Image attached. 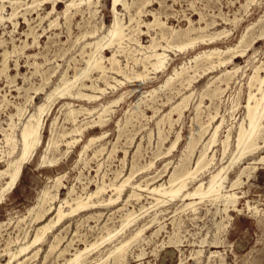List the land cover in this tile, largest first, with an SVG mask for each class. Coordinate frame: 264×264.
Masks as SVG:
<instances>
[{
  "label": "rangeland",
  "instance_id": "1",
  "mask_svg": "<svg viewBox=\"0 0 264 264\" xmlns=\"http://www.w3.org/2000/svg\"><path fill=\"white\" fill-rule=\"evenodd\" d=\"M22 1L21 4H13L17 6L16 16L10 20L5 18L2 23L0 22V43L2 42L0 44V62H2L0 63V169L6 166L7 159L18 152V132L25 116L33 111L36 103L43 101L46 92L60 84L61 75L66 69L67 75L71 76L75 65L83 66V58L86 56L80 54L82 45L85 41L105 34L113 19L111 0H92L90 4L81 3L78 7L71 9L67 18L61 12L65 0L56 2V8L52 10L55 11L50 12L51 15L50 13L45 15L46 11L51 8L50 2L28 6L30 0ZM1 3L0 1V5ZM3 3L5 7L2 14L9 16L12 11L11 4L8 0ZM132 6L130 12L135 15V19L128 23L124 31L126 34H131L133 38L139 39L142 44H148L150 34L160 37L159 27L152 30L144 24L153 18L152 15L156 11L155 14L159 20L164 22L166 28L173 27L179 30L189 24L196 27L207 26L201 32L205 40L197 41L193 47L187 46L179 50L174 46L175 43L183 42L187 37H175L172 40L173 46L167 48L166 51L168 54L167 72L149 73L147 78L133 77L130 79L110 72L109 74L121 79L122 83H117L110 76L107 77L109 84H105L102 78H97V83L104 87V90L95 92L98 95L96 99L89 101L82 97L68 95L57 97L42 113L40 141L23 163L13 186L5 193L0 203V261L7 260L8 255L5 254L4 248L10 241L17 239V242L23 241L26 232H28L27 238H30L36 226L40 224L32 220L28 208L37 203L43 189L49 187L47 190L50 194H56L54 200L51 199L48 204L47 202L43 204L45 207L49 203L51 205L50 212L45 215V221H47L52 217L55 219L53 215L55 213L52 210L60 203L61 198L66 196L71 186L75 190L73 195L78 193L84 195V192L93 190L96 183H104L106 192L103 196L107 197L110 193L109 183L115 179L116 174L120 171L119 178H121L131 169L135 171L136 168L131 179L133 183L140 182L144 186L146 181L152 182L151 185L167 181L173 170L180 172L194 165L202 144L221 119L223 121L217 132L216 141L208 150L209 154L214 153L213 163L209 168L199 171L195 178H188L187 188L192 189L199 180L206 182L210 171L218 166L227 165L231 161L235 135L240 121L246 114L249 76L253 72V67L264 61V0H151L145 5L146 7L141 9L140 16L135 14L136 5ZM122 7L117 6L119 16L123 21H128L129 13ZM42 16L43 19H41ZM52 19L55 21L49 23ZM92 29L97 30L93 35H86L85 38L82 36V33ZM215 32H221L218 38L216 36L215 39L207 40L208 35ZM192 34L194 36V32ZM242 35H245V42L234 49L237 53L234 54L231 62L219 64L214 55L212 59L216 60L215 66L206 69L209 63L205 57L200 56L195 70L189 68L180 80L173 76V81L171 80L168 88L163 85V81L173 67L179 69L181 65H194L193 57L199 51L214 47L226 49L235 46ZM76 37H78V42H75ZM125 40L127 42H124ZM124 41L120 51H117V58L122 69L132 73L141 69V64L134 59L142 56L144 49L131 39L125 38ZM162 43L165 42L162 40ZM245 45L248 46L245 47ZM242 48H245V54L239 55V50ZM85 49L89 50V48ZM234 50L222 53L221 57L230 55L235 52ZM103 53L108 55L111 52L106 49ZM4 60L8 67L5 68L6 70H1ZM104 63L109 65L106 61ZM233 67L237 70L233 71ZM227 69L232 71L226 76L224 71ZM51 72H53L52 75ZM259 73L264 74L262 69ZM97 75V72L91 73V79L87 78L85 82L96 81ZM188 75L194 76L190 84H187L185 80L186 76L189 77ZM110 84L112 85L108 86ZM157 86H160L158 91L149 92ZM37 87H42V89L36 93L35 88ZM251 89L256 91L255 85ZM83 90L91 92L90 89L83 88ZM28 95L31 96L29 101L27 100ZM184 95L189 96L185 99V108L179 114L178 109L173 110L172 107ZM117 98L119 101L117 100L116 103H108V109L103 114L101 122L98 121L97 112L100 108ZM65 101H69L72 107L81 110L76 115L75 124L83 126L82 134L75 135L76 140L68 144L65 142L66 137L62 138L60 135L63 130L72 127L74 122H71L67 114V105H63ZM138 101L140 103L133 109V104ZM16 105H23L24 114L20 116V120L17 116H13L16 124L13 134L17 139V147L13 153L8 154L10 147L5 141L4 133L11 132L8 116L16 111ZM92 107H94L92 112L87 113L84 110V108ZM204 128L207 132L197 143V147L195 146L193 150L188 148L187 143L190 136L197 138L199 130ZM228 128L231 134L228 136L230 137L228 138L229 147L224 155L221 139L225 138ZM90 135H95L97 138L93 140L94 142H90L84 150L83 143ZM263 138L264 128L260 132L258 149L253 154L242 157L241 161L239 160L236 164H232L226 172L228 178L224 183L223 191L229 190L228 185L231 181L236 178L241 169H245L241 174L240 183L232 189L238 195L236 207L240 210L237 211L233 206H229L225 213L222 202L218 199V201L211 200L208 197H204L200 203L198 198L195 199L198 203L196 210L182 209L183 204L189 199L173 198L165 203L148 207L129 226L124 227L121 233L117 232L95 250L89 251L80 264H111L114 258L113 255H107L109 248L140 226H144V230L138 238L132 239L125 246V255L120 259L124 260L119 264H264V158L260 160L261 155L264 156ZM174 141V146L167 151ZM92 153L95 155L93 156ZM48 160L54 161L51 163ZM181 162L183 166L180 165ZM149 163L151 166L147 167ZM57 176L62 177V180L60 181V178L57 180ZM5 180L1 177L0 183ZM57 185L59 187L56 188ZM135 189L141 193L139 201L130 199L125 206L139 212L141 204L150 206L149 201L155 200L150 197L147 190ZM130 190L128 187L126 193ZM122 204L123 201L118 199L112 204L80 209L78 213L75 212L71 216L62 218L52 226L51 231H48L45 240L36 245L39 248L37 254L31 255L33 253L31 251L28 254L31 257H28L22 264L63 262L64 258L70 257L76 248H82L84 244L96 240L101 232L105 231V226H118L122 213L126 209L125 206H121ZM23 217H25L24 220L18 221ZM170 237L174 241L170 240ZM17 242H10L11 244L8 245L13 248ZM53 242H58V244L54 249L49 250L50 243ZM62 248L67 249L60 254Z\"/></svg>",
  "mask_w": 264,
  "mask_h": 264
},
{
  "label": "bare ground",
  "instance_id": "2",
  "mask_svg": "<svg viewBox=\"0 0 264 264\" xmlns=\"http://www.w3.org/2000/svg\"><path fill=\"white\" fill-rule=\"evenodd\" d=\"M0 1L2 2L1 5H0V22L2 23V21L5 18H8L10 20L14 16H16L17 6H14L13 4L20 3L22 0H8L10 2V4H11V7H12V11L10 13L8 12L9 16L8 15L4 16L2 14V10H4V7H5V4L3 2L5 0H0ZM57 1H61V0H30V3H28L27 5L28 6H38V5H42L45 2H50L51 3V8L49 10H47L46 13H45V15H48L50 12H54L55 11V10L54 11H52V10L56 8V2ZM91 1L92 0H65L64 1V8L61 10V12L66 17L67 15L70 14L71 9L73 7H75V6L78 7V5H80L81 3L90 4ZM150 1L149 0H111V5H112L111 6V11H112V14H113L112 22L109 25V27L107 29V32L105 34H103V35H101L99 37H95L92 40L90 39L88 41H85L84 44L82 45L80 54H84V56H86V57L83 58V62H84L83 66H76L75 65L73 67V74L71 76L67 75L68 72H66V70H67L66 69L61 75L60 84L55 85L48 92H46L43 101H41L39 103H36V105H35V107H34L32 112H29L28 114L26 113L27 115L25 116V120L22 121L21 126L19 127V132H18V134H19V148H18V152H17V154L15 156L10 157L9 159H7L6 160V166L4 168L0 169V178L3 177V178L6 179L4 182L0 183V203H2L5 193L7 191H9V189H11V187L13 186V184H14V182H15L18 174H19V171L23 167V163L28 159L30 154L33 152V150L36 148L37 144L39 143V141H40V127H41V123H40V119L41 118L40 117H41L42 113L45 112V110H47L49 108V106L55 101V99L57 97L68 95V96H71V97H82V98H85V99H87L89 101L90 100H94V99H96L98 97V95L95 94V92L96 91L103 92V90H104V87H101L97 83V81H98L97 78H102L104 80L105 84H109L108 81H107V77L110 76V77H112V79L114 78L115 79L114 81H116L117 83L118 82L122 83L121 79H118L114 75L109 74L110 72H114V73H117L119 75H122L123 78H125V79H130V78H133V77L134 78H147L149 73H159V72L165 73V72H167V69H168L167 68L168 54L166 53V51H167V48L173 46L172 40L175 37H181V36L182 37L183 36L187 37V39L185 41H183V42L179 41L178 44L175 43L174 46L179 48V50H181V49H183V48H185L187 46L193 47L197 43V41H204L205 40V38H203V35H201V32H203L202 30H204L207 26L196 27L193 24L192 25L189 24L187 27L179 29V30H177V29H175L173 27H167L166 28L164 22L161 21V19L159 20L158 16L155 14L157 11L156 12L154 11L155 13L152 15L153 18L151 20H149V21H146L144 24L148 28H151L152 30L154 28H156V27H159L160 28V31H159L160 37H157L156 34L155 35H151L150 34V39H149L148 44H142L139 41V39L133 38V36H131V34L127 33L128 34L127 35L124 30L127 28L128 23H131L135 19V15H133V13L130 12V8L133 7L132 5H136L135 7L137 9L135 10V14L136 15L138 14V16H140L139 13L141 12V9ZM22 3H25V2L22 1ZM247 3H246V5H248ZM7 5H8V3H7ZM118 5H121V7L123 6L122 8H125L128 11V13H129L128 21H123V19L119 16V12H118V9H117ZM22 15H20V16H22ZM50 15H51V13H50ZM65 17H64V19H65ZM25 19L27 20V18H25ZM41 19H43V16L41 17ZM189 20H191V19H189ZM54 21H55V19H52V20H50L49 23H52ZM29 22L30 21H28V23ZM12 25H13V23H12ZM51 25H53V24H51ZM96 31H97L96 29H92L90 31L88 30V32L82 33L83 34L82 36L83 37L86 36V35H90L91 36ZM193 32H194V36H192ZM220 33L221 32H215L212 35H208L209 38H207V40L215 39L216 36L218 38ZM132 34H133V32H132ZM244 36L245 35H242L240 37V39L238 40V42L236 43L235 46H230V47H227L226 49H220L218 47H214V48H211V49L202 50V51L197 52V54L193 57V59L195 61L194 65H190V64H189V66L181 65L179 67V69L173 67L171 69V72H168V75L166 76L165 80L163 81V85L165 87L170 86V83H171V80L173 79V76L176 77V78L178 77V80L182 79L184 77V72H187L189 68H193L195 70L197 68V64H198L197 60L200 58V56L205 57L206 61L209 63V65L206 67V69L215 66V61L216 60L212 59V56H214V55L217 57V63H219V64L231 62L232 57H234L235 56L234 54L237 53L234 49L236 47H238L239 45L242 46V44L245 42ZM34 38H35V35H34ZM125 38H128V40L131 39V40L135 41L136 43H139V45L144 49V50H142L143 55L140 56L139 58L134 59V60L138 61V63L141 64V69L136 70V71H134L132 73H129V72L123 70L122 67L120 66L119 59L117 58V53H118L117 51H120L119 49L122 47V43L127 42L126 40L124 41ZM77 40H78V37H76L75 42ZM162 40L165 43H162ZM31 41H32V39H31ZM23 43L24 42H22V44ZM27 44H28V42H27ZM32 45H34V44H32ZM246 46H248V45H245V47ZM85 48H89V50H86ZM106 49H109V51L111 53L108 54V55H105L103 52ZM232 50H234L235 52H232L228 56H222L221 57L222 53L224 54L225 52L232 51ZM244 51H245V48H242L241 50H239V55L243 54ZM63 52H65V51H63ZM125 52H127V51H125ZM134 53H135V51H134ZM126 54H128V53H126ZM139 54H141V53H139ZM2 56H3V54H2ZM33 60H34V58H33ZM202 60H203V58H202ZM105 61L108 62L109 65H106L104 63ZM0 63H2V62H0ZM39 63H41V62H39ZM199 63H200V61H199ZM6 64H5V60H4L3 61V65L1 66L2 67L1 70L5 69L6 67H8V66H6ZM32 64H34V63H32ZM36 64H37V62H36ZM134 64H136V63L134 62ZM238 67L239 66H237V68ZM237 68L233 67L232 70L235 71V70H237ZM260 69H262L263 72H264V61H262L261 64H259V65H255L253 67L252 74L249 76V80H248L249 91H248L247 102L245 104L246 114H245V117L240 121L238 129H237V133L235 135L234 149L232 150L233 156L231 155L232 159L229 158V159H231V161L228 160L230 162H228L227 165L218 166L215 170L210 171L209 177H208L206 182L205 181L203 182V180H199L198 182H196V184L194 185V187L192 189H188L187 188V181L189 180L188 178H195L196 174L199 171H201V170H203L205 168H209L210 165L213 163L214 153L209 154L208 150L211 147V145H213L214 142L216 141V135H217V132H218V130L220 128V125H221L223 119H221L220 122L217 123L213 127L211 133H209L208 139L205 141L204 144H202L203 146H202L201 150L199 151V154L197 155V157L195 159L194 165L191 168L184 170L182 168L183 164L181 162L180 165L182 164L181 168L183 169V171L176 172V171L173 170L172 173L169 175L167 181L160 182V183L155 184V185H151L152 182L150 183V182L146 181L144 186L140 182H134L133 183V182H131V179L133 177L132 176L133 172H135L136 169H137L136 168L135 171H133L131 169L130 172L127 175H124L121 178H119L120 177V171H119V173L116 174L115 179L111 183H109L110 193H109V195L107 197L103 196V193L106 192V185L104 183H102V184H97L96 183L95 188L93 190L84 192L85 193L84 195L82 193H78V194L73 195L74 194L73 192L75 190L71 186L70 188H68V190L66 192L67 193L66 196L61 198L60 203L57 206H55L53 208V210H52V212L55 213V214H53L55 219L52 217V218H49L47 221H45V219H46L45 215L48 212H50L51 205L49 203V205L47 207H45L43 204H44V202H47L46 204H48V201L49 200L51 201V199H53L56 194H52V193L50 194V192L47 190V189H49V187L47 189H45V190L43 189L42 194L40 193V197H39V200L37 201V203H35L34 206H31L30 208H28V213L32 217V220L36 221L38 223L40 222V224H38V226H36V228L34 230V233H33V235L30 238H27L28 237V232H26V237H25V239L23 241L17 242L18 241L17 238H16L17 239L16 241L15 240L14 241H10L11 243H13V242L16 243L17 242V244H15V246L13 248L9 247L8 244L10 242L8 244L6 243L7 245L5 246L4 251H5V254L8 255L7 256L8 258H7L6 261H0V264H22L28 257H31L30 255H28L31 251H33V253L31 255H36L38 250H39V248L36 245L42 243L45 240V238L48 235V231L50 229H52V226L55 223L61 221L62 218L67 217V216H71L73 213L75 214V212L78 213L77 211H79L80 209L83 210V209H89L92 206L96 207L98 205L101 206V205L112 204V203L116 202L118 199L123 201V204L121 205L122 207H124L126 205V203L129 202L130 199H135V200L139 201V198L141 197V193H139L135 188H138L140 190H142V189L143 190H147V192L150 194V197H152L153 200H155V201H149L150 206H145L144 204H141L140 207H139V212H137L133 208L132 209L126 208V206H125L126 209L122 213V217L120 218L121 222H120V224L118 226H116V227H110V226L107 227V226H105L104 227L105 231L104 232L102 231L103 233L101 232V235L96 240H94L91 243L84 244V247H82V248H76L74 250V252L71 254L70 257L64 258L65 260L63 262L57 263V264H80L82 262V260L85 258V256L88 254L89 251H91L92 249L95 250V248L98 247L100 244H102L104 241L109 240L112 236H114L117 232H120L127 225L129 226V224L131 222H133L135 220V218L139 214H141L142 212H145L148 209V207L165 203V202H167V201H169L171 199L173 200V198H176V197L179 198L180 200L189 199V201H187V202H185L183 204L182 209L190 208L191 210H196V208L198 207V206L196 207V204H198V203H197V201L195 199L198 198V202L200 203V200H202L204 197H208L211 200H217L218 199L220 202H222V204L224 206L223 210H224L225 213L227 212V209H228L229 206H231V207L233 206V208L235 210H237V211L240 210L239 208L236 207V202H237L238 195L236 194L235 191H232V189H234V187L238 183H240L241 174L243 173V170L245 171V169H241V170L239 169L240 171H239V173L237 172L238 174L236 175V178L234 180H232L231 183L228 185L230 187V189L228 188L229 190H224L223 191V189L225 188V184L224 183L227 181V178H228V176L226 174L227 170H229L228 168L232 164H236V162H239V160L241 161L242 157H244V156L246 157L247 155L253 154L259 147L258 139L260 137V132L264 128V74L261 75L259 73ZM232 70L227 69V70L224 71V74L226 75L228 72H231ZM53 72H51V75L53 74ZM95 72H97V74H98L96 76V79H95L96 81H94V82L91 81L90 83H86L85 79H87V78L91 79V73H95ZM188 76L189 77L186 76L185 80H186L187 84H190L191 81L194 80L193 79L194 76L193 75H188ZM42 81H43V79H42ZM42 81H41V83H42ZM48 81L50 82L51 79L48 80ZM181 81H183V80H181ZM111 85L112 84H110L108 86H111ZM253 85H255L256 91H253L251 89ZM113 86H114V84H113ZM159 87L160 86L154 87V88L150 89L149 92L152 93V92L156 91ZM83 88L84 89H90L91 92L84 91ZM40 89H42V87L35 88V92L37 93V91L38 90L40 91ZM216 90H217V88H216ZM214 94H216L215 91H214ZM257 94H259V95H257ZM187 96H189V95L182 96L181 99L176 104L173 105V107L171 106L172 109L173 110L174 109H178L179 114H181L183 108H185V105H186L185 104V102H186L185 99L187 98ZM30 98H31V96L28 95L27 100L29 101ZM119 98H121V97H119ZM117 100H118V98L107 102V104L103 105L101 108L99 107L100 110H99V112H97V117H99L100 120L98 119V121L101 122V119L103 118V114L108 109L107 108L108 105L110 103H116ZM139 103L140 102L138 101L137 103L133 104V106L131 105L132 108L135 109L138 106ZM63 105L64 106L67 105V107H68V110H66L67 114L69 115L70 119L72 120L71 122H74L72 127H70L67 130H63L61 132V135H60L62 138L66 137L65 142L68 144V143H71V142L75 141L76 140L75 135L80 134L81 131H82V127L83 126H80L79 124L78 125L75 124L76 115L81 110H78V109L72 107L71 106L72 104H70L69 101H65L63 103ZM22 106L21 105H16V111H14V113L9 114V116H8V118H9L8 125H9V128L11 129V132L8 131L9 133H4L5 134V141H6L7 145L10 147L9 148L10 150L7 151L8 154L13 153L14 150H16L15 147H17V139L15 138V136L13 134L14 133V128H15V125H16L15 121L13 120V116H17V118L19 119L20 116L24 114V108ZM197 106H199V105H197ZM93 108L94 107H92V108H84V110L87 113H89V112H92L91 110ZM66 111H65V113H66ZM205 116H207V115H205ZM211 117H212V115H211ZM166 120H167V118H166ZM170 123H171V121H170ZM229 130H230L229 128L226 130L227 133L225 135V138L221 139L222 140L221 141L222 142V154L227 152L226 150H228L227 148L229 147L228 138H230V137H228V136H229V134H231L229 132ZM205 132H207L206 128H204L202 130H199V136L197 135L198 136L197 138H194L191 135L190 138H189V141L187 143V147L190 148L191 150H193V148L197 145V143L200 142V139L203 137ZM56 134H58V133H56ZM99 137L101 138V136H99ZM95 138H97V136L90 135L88 137L87 141L83 143V149L85 150L86 147L89 145V143L92 142ZM51 139L52 138H50V140ZM78 140L79 139H77V141ZM56 141H54V142L56 143ZM175 141H176V139H175ZM175 141L169 146L167 151H170V149L174 146ZM263 141H264V138H263ZM57 144H58V142H57ZM50 145L51 144H49V146ZM99 149L102 150V148H100V147H99ZM47 151L50 152V150H47ZM92 154H93V156L95 155L94 153H92ZM45 156H46V154H45ZM263 158H264V156L261 155L260 160H262ZM51 159H52V157H51ZM52 161H54V160H48V162H51V163H52ZM183 163H184V161H183ZM146 166L147 167L151 166V163L147 164ZM56 178H57V180H59L60 177L57 176ZM61 178H60V181L62 180ZM60 184H62V183H60ZM58 185L56 186V188L59 187ZM128 187L131 190H130V192L126 193ZM57 198H59V197H57ZM84 211H86V210H84ZM24 219H25V217L20 218L18 221H22ZM177 224H178V222H177ZM143 230H144V226H140V227L136 228L129 235L123 237L116 244L112 245L109 248L107 255H111V256L113 255V258H114V261L111 264H116V263L119 264V262L121 263V261L124 260V259H122V260H120V259L123 258L124 255H125V246L132 239L138 238V236H140V234H141V232ZM123 233H125V231ZM55 238H57V235H55ZM170 240H172V238ZM202 240L206 241V239L204 240V238ZM53 241H56V240H53ZM172 241H174V240H172ZM58 242L50 243V246H49L48 249L49 250L54 249L57 246ZM64 247H67V246H64ZM65 249H67V248H65ZM65 249L62 248V250L59 253L63 254L62 251H64ZM200 251L201 250H199V252ZM141 254H143V253H141ZM47 255H48V253H47ZM106 259H107V257H106Z\"/></svg>",
  "mask_w": 264,
  "mask_h": 264
}]
</instances>
